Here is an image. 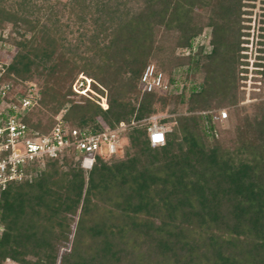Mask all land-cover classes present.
I'll use <instances>...</instances> for the list:
<instances>
[{
    "label": "trees",
    "instance_id": "1",
    "mask_svg": "<svg viewBox=\"0 0 264 264\" xmlns=\"http://www.w3.org/2000/svg\"><path fill=\"white\" fill-rule=\"evenodd\" d=\"M242 1L0 0V37L19 47L1 81L11 97L28 84L39 91L26 122L51 128L52 117L32 120L41 107L89 133L136 122L122 155L98 156L90 170L75 153L34 162L4 192L0 264H264V99L239 105ZM8 23L17 29L4 38ZM206 27L211 51L193 52ZM149 64L168 83L185 66V78L202 79L143 92ZM80 74L108 90L107 109L73 90ZM225 104L235 107L227 126L202 113ZM165 111L178 114L161 122L175 125L154 147L147 119Z\"/></svg>",
    "mask_w": 264,
    "mask_h": 264
},
{
    "label": "built area",
    "instance_id": "2",
    "mask_svg": "<svg viewBox=\"0 0 264 264\" xmlns=\"http://www.w3.org/2000/svg\"><path fill=\"white\" fill-rule=\"evenodd\" d=\"M7 36L5 32L3 37L7 38ZM10 46L8 41L0 37V201L11 185L32 176L30 167L34 162L43 165L46 159L75 153L82 156V167L90 170L98 156L109 158L119 155L123 151L122 135L130 126L136 124L135 121L121 122L115 127L103 124L102 130L89 133L71 128L61 116L57 117L55 123L47 130L32 126L25 119L31 111L40 106L39 91L36 85L28 84L26 94L16 90L11 97V85L1 81L4 72L3 65L7 63L4 55L7 54ZM187 49L190 54L191 49ZM94 83L99 85L104 92L97 91L93 86ZM172 84H177V82L168 83L165 74L159 71L155 64H149L141 77L143 92H152L156 89L172 90ZM73 89L76 93L96 101L103 109L109 107L107 90L91 77L81 75L74 83ZM202 113H211L213 122L224 121L229 116V112L225 109ZM159 118V115H153L147 119L149 140L154 147L166 143L168 132L166 127L159 122ZM5 230V224L0 218V237ZM5 264L17 263L8 258Z\"/></svg>",
    "mask_w": 264,
    "mask_h": 264
},
{
    "label": "rangeland",
    "instance_id": "3",
    "mask_svg": "<svg viewBox=\"0 0 264 264\" xmlns=\"http://www.w3.org/2000/svg\"><path fill=\"white\" fill-rule=\"evenodd\" d=\"M242 14L240 18V25L242 26V39L243 43L241 44L243 50H241V55L243 56L241 58V61L243 64L239 66L240 68V106H245L249 109V111L253 110V106L260 102L261 99H264V94H261L263 92V86L264 81L262 80V75L258 73L257 68V62H260L259 55H263L260 52V48L263 47L261 44V41H264V0H243L242 1V8H241ZM8 29L5 31L7 34L11 28H16L13 23L7 24ZM17 29V28H16ZM20 33V34H19ZM19 33H14L12 36L16 39V41H21L23 39L22 34L24 33L23 30H19ZM29 36V34H28ZM72 36V35H71ZM212 28L206 27L204 31L198 36L196 40V48H194V51L198 50L199 46H205L206 51H211L212 44ZM11 44V43H10ZM19 49L18 45L11 44L10 49L11 52H7V54L4 55V59L8 62L12 56L17 52ZM193 51V52H194ZM177 55L181 56H189V50L187 48H178L176 51ZM187 67H183L181 70H177L175 72V78L177 80V84H172V89H178V93L181 92L183 87L187 86L188 89L193 84H199L201 81V75H191L190 78H185L187 75ZM81 76V74L78 76V78ZM77 78V79H78ZM75 80V82L77 81ZM38 80V79H36ZM74 82V83H75ZM73 83V85H74ZM99 88H101L99 85H97ZM22 88V86H20ZM25 89V88H24ZM96 89V88H95ZM106 89V88H105ZM74 90V89H73ZM97 90V89H96ZM103 90V89H102ZM107 90V89H106ZM99 91V90H97ZM104 91V90H103ZM100 92V91H99ZM108 93V90H107ZM78 94V93H77ZM95 98L97 96L93 95ZM235 107L232 105H219L213 108L211 111H220L222 109L227 110L228 112L232 111ZM42 112L38 113L36 111L35 114L32 115V120L37 121L38 119H41L44 123H50L49 119L50 117L53 118V121H56L57 117H61L62 113L58 115H53L52 112L46 109H42ZM184 113L186 110L184 109ZM182 112V113H183ZM178 113H170L169 111H165L161 114H158L160 116L159 122L163 124L167 131H170L172 127L175 125V122H168V123H162V118H169V117H176ZM227 121H224L222 125L225 124L227 126ZM220 135V133H218ZM123 151L120 152L119 155H122ZM76 222L73 224V229L75 230ZM73 236V235H72ZM72 245V242H69L67 249H70ZM62 248L61 251H63Z\"/></svg>",
    "mask_w": 264,
    "mask_h": 264
}]
</instances>
